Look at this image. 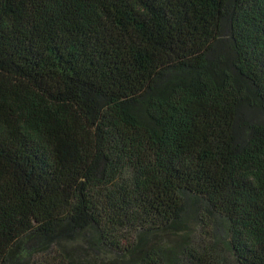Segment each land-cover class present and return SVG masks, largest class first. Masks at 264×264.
<instances>
[{
  "label": "trees",
  "instance_id": "16d2710c",
  "mask_svg": "<svg viewBox=\"0 0 264 264\" xmlns=\"http://www.w3.org/2000/svg\"><path fill=\"white\" fill-rule=\"evenodd\" d=\"M0 264H264V0H0Z\"/></svg>",
  "mask_w": 264,
  "mask_h": 264
},
{
  "label": "rangeland",
  "instance_id": "374dc122",
  "mask_svg": "<svg viewBox=\"0 0 264 264\" xmlns=\"http://www.w3.org/2000/svg\"><path fill=\"white\" fill-rule=\"evenodd\" d=\"M186 227L189 229V236L190 238L193 236L195 237V225L194 222L191 221V219L188 220ZM163 238V239H162ZM161 238L162 242H166L168 245H172L173 243L177 242L180 238L179 236H172V235H166Z\"/></svg>",
  "mask_w": 264,
  "mask_h": 264
}]
</instances>
